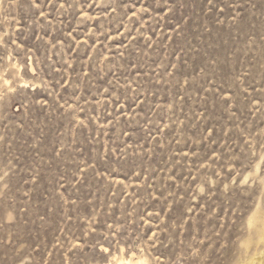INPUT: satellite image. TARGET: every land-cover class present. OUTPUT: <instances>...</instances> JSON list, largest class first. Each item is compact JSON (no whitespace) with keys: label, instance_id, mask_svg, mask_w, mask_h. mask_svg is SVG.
Listing matches in <instances>:
<instances>
[{"label":"rangeland","instance_id":"1","mask_svg":"<svg viewBox=\"0 0 264 264\" xmlns=\"http://www.w3.org/2000/svg\"><path fill=\"white\" fill-rule=\"evenodd\" d=\"M263 224L264 0H0V264H264Z\"/></svg>","mask_w":264,"mask_h":264},{"label":"bare ground","instance_id":"2","mask_svg":"<svg viewBox=\"0 0 264 264\" xmlns=\"http://www.w3.org/2000/svg\"><path fill=\"white\" fill-rule=\"evenodd\" d=\"M263 225H264V224H263ZM262 229H263V228H262ZM262 229H261V230H259V229H258V230L260 231V233H262V232H261V231H262ZM263 231H264V229H263ZM262 234H263V233H262ZM127 263H128V264H132V262H131V261H128Z\"/></svg>","mask_w":264,"mask_h":264}]
</instances>
